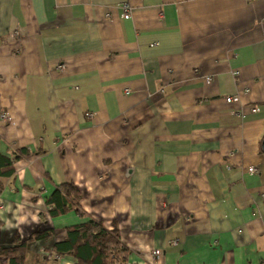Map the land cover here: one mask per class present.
Instances as JSON below:
<instances>
[{
  "label": "crops",
  "instance_id": "0c3cea01",
  "mask_svg": "<svg viewBox=\"0 0 264 264\" xmlns=\"http://www.w3.org/2000/svg\"><path fill=\"white\" fill-rule=\"evenodd\" d=\"M0 139V249L55 229L25 264L90 220L129 264H264V0H0Z\"/></svg>",
  "mask_w": 264,
  "mask_h": 264
},
{
  "label": "trees",
  "instance_id": "16d2710c",
  "mask_svg": "<svg viewBox=\"0 0 264 264\" xmlns=\"http://www.w3.org/2000/svg\"><path fill=\"white\" fill-rule=\"evenodd\" d=\"M28 155L30 151L27 149L15 151L9 156L0 151V179L15 176L14 163ZM80 201V191L74 184L59 186L46 198L50 219L80 212ZM66 233V238L54 243L51 248L54 254L62 258H71L75 264H129L131 250L122 242L116 226L108 230L100 222L90 220L67 228ZM54 236L55 229L37 232L26 241L17 234L13 246L0 249V254L8 259V264H25L29 243L49 240Z\"/></svg>",
  "mask_w": 264,
  "mask_h": 264
},
{
  "label": "built area",
  "instance_id": "2783aa9c",
  "mask_svg": "<svg viewBox=\"0 0 264 264\" xmlns=\"http://www.w3.org/2000/svg\"><path fill=\"white\" fill-rule=\"evenodd\" d=\"M129 9H130L129 6L128 5H125V13H124V16L127 17V18L130 16ZM210 79L211 78H208V80H210ZM232 100H233L232 98H227V102H232ZM257 111H258V108L253 109V112H257ZM7 117H8L7 114H3L2 115V118L3 119H7ZM251 172H257V170L256 169H252ZM162 255H163L162 251L161 250H158V249H155L152 252L153 259L156 260V261L159 260L162 257Z\"/></svg>",
  "mask_w": 264,
  "mask_h": 264
},
{
  "label": "rangeland",
  "instance_id": "374dc122",
  "mask_svg": "<svg viewBox=\"0 0 264 264\" xmlns=\"http://www.w3.org/2000/svg\"><path fill=\"white\" fill-rule=\"evenodd\" d=\"M46 213V212H45ZM46 215L48 216V214L46 213ZM28 240V239H27ZM24 241H26V240H24ZM33 243V242H32ZM30 244L31 243H29L28 244V247L30 246ZM28 251V250H27ZM27 254H28V252H27ZM26 257H27V255H26ZM62 259V257H60V256H58V255H56V254H54L53 252H52V250H51V248L50 249H48V251H46V261L47 262H51V263H55V264H57V263H59V261Z\"/></svg>",
  "mask_w": 264,
  "mask_h": 264
},
{
  "label": "water",
  "instance_id": "95a60500",
  "mask_svg": "<svg viewBox=\"0 0 264 264\" xmlns=\"http://www.w3.org/2000/svg\"><path fill=\"white\" fill-rule=\"evenodd\" d=\"M263 148H264V140H263Z\"/></svg>",
  "mask_w": 264,
  "mask_h": 264
}]
</instances>
